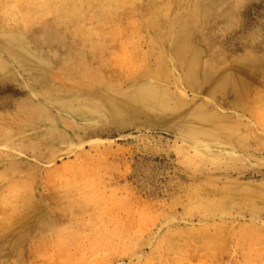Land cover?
Returning a JSON list of instances; mask_svg holds the SVG:
<instances>
[{"label": "rangeland", "instance_id": "rangeland-1", "mask_svg": "<svg viewBox=\"0 0 264 264\" xmlns=\"http://www.w3.org/2000/svg\"><path fill=\"white\" fill-rule=\"evenodd\" d=\"M78 1L0 0V24L38 41L58 35L44 47L62 60L51 84L75 103L149 84L180 116L137 112L119 97L113 119L60 148L24 110L39 104L24 77L0 80V264H264V210L247 207L264 205V0ZM76 4L81 18L71 16ZM229 9L247 14L228 21ZM180 32L192 35V77L172 51ZM228 39V64L255 63L224 92ZM89 73L91 83L78 78ZM189 122L211 134L183 132ZM195 141L211 151L197 155Z\"/></svg>", "mask_w": 264, "mask_h": 264}, {"label": "bare ground", "instance_id": "bare-ground-1", "mask_svg": "<svg viewBox=\"0 0 264 264\" xmlns=\"http://www.w3.org/2000/svg\"><path fill=\"white\" fill-rule=\"evenodd\" d=\"M87 1L89 0H79L78 2L83 4L84 2H87ZM112 5H114V3H112ZM197 5H198V0L195 1V7H197ZM230 9L226 11L227 14L225 15V18L228 21L230 19L236 20L240 16L241 18L244 19V17L246 16L245 15L246 12L240 13L239 15L238 13L239 8L237 9V13L236 11H230ZM82 14H83V7L80 6L79 4H76V7H74L71 10V16L73 18H77V17L81 18ZM163 17H165V12L163 14ZM243 21L244 20H242L240 25L244 23ZM159 22H158V29L160 28L162 29V31L165 30L166 22L164 20H160ZM191 33L194 34L193 31ZM189 34L186 35L180 32L179 34L180 38L176 40V50L174 49L172 51L176 55H178V59L181 60L180 68L186 72L187 76L192 77L194 64H192L188 58L189 54H191L189 52L192 49L191 48L192 47L191 46L192 35H189ZM262 36H263V40L261 44H263L264 46V35ZM57 38H58V35L54 33H49L43 39L38 41L37 39H31L30 34L27 32L16 33L13 31L11 27L9 29L3 28V26L0 24V80H2V82H5V80L8 79L7 77L10 74H15L16 76L21 75L22 77H24V81H25L24 83L26 85L24 84L23 85L26 87V89L29 91L32 97H35L34 99L38 98L39 100V104L35 105V103L33 102L34 104L31 103V105H28L27 107H25L24 110H26V112L28 113L30 112V115L33 116L32 120L30 121L34 125H40V126L48 128L47 137L51 138V140L58 147L60 148H63V147L70 148V146L74 147L73 144H74V139L76 137L74 136L73 132L78 131L79 128L82 129L86 127V124L97 123L101 119H104V120L113 119L114 116H116L115 115L116 109L120 106L119 104L120 100L118 99L119 97L121 98V101H126L127 103L133 104V108L137 112H145V114H148L151 116L157 115L159 113H162L164 115L169 114L168 115L169 117L180 116L181 110L180 109L177 110L172 105L167 104L162 93L158 92V90L155 89L156 87L154 88L151 86H147L149 84L144 85L142 87H133L130 90V95L128 97L124 94L121 95V93L119 92L112 93L109 90H105L101 94H96L95 96L87 97L83 101L79 100L77 103H75L76 97L72 98L75 96L73 95L74 94L73 92L67 93L68 96H64V93H61L63 91H61L59 87L58 88L61 92L59 90H56L55 87L51 84L52 75L62 65V60L55 61V58L53 57L55 56V53H52V56L51 55L45 56L44 47H46L47 44L48 45L51 44L52 46H55L57 44V41H56ZM234 42L236 43V41ZM233 43H230V39L225 40V42L222 43L223 47H225L223 51V60H224V64L227 66L226 69L222 73V89H224V92L229 90V86L233 83V79H235L234 77L235 74L240 73V71L248 69L250 64L253 65L255 63L253 62L254 57H252L251 55H246V57H243L240 61H237L236 59V60L231 61L228 64V58H227L226 52H229L230 51L229 49H232L231 46L234 45ZM243 44L246 45V43H243ZM253 46L254 45H252L251 47ZM68 54L74 55L76 57V61L72 62V63H76L78 60V56L72 50H69ZM71 72L75 74V69H71ZM245 73L247 74L246 71ZM93 77L94 75L92 73H89L85 77H83L82 75H78L79 79H84L85 82H90V83L92 82ZM209 80L208 81L203 80V85L201 88L204 87L205 89H208L207 87L209 85ZM115 96L116 98H114ZM6 100L7 99H5L4 101ZM91 104H97L98 110L93 109L90 106ZM192 112H194L197 115V111L193 110ZM187 114H189L190 116L189 111H187ZM54 116H56V119L54 118ZM63 127L65 129H63ZM181 129L183 132L191 134V135L196 133V136L202 137V139L209 137V135L211 134V130H212L211 126L207 122L204 124H197L195 122H191V123L189 122V123L183 124ZM62 130H64L63 133H62ZM233 132H234L233 129H224L222 130V134L221 133H218V134L224 137ZM6 140H8V142H11L16 139L14 138V136L13 137L11 136L10 139H6ZM195 140H197V138ZM187 141L189 140L187 139ZM199 143L198 142L194 143L195 145L192 144L194 145L196 149V154L197 153L204 154V153H208L211 151V150H207L202 144H199ZM210 143L212 145L214 144L217 145L216 144L217 142L216 143L210 142ZM79 145H82V144H79ZM74 148L76 149L78 147L76 146ZM225 154L227 155L228 153H225ZM230 154H232V152ZM2 164L3 163L0 162V168L4 166L5 163L3 165ZM7 167L15 169L14 164H9V166ZM5 171L6 170H1V172H5ZM200 196H201L200 193L197 194V198H200ZM227 200H228V204L230 205L242 204L239 200L238 201L235 199L234 200L227 199ZM201 201L211 205L212 207H217L221 205L222 203V202L215 201L214 199L210 197H206L202 199ZM247 207H251V209H253L255 212L264 210V205L259 204V203L249 205Z\"/></svg>", "mask_w": 264, "mask_h": 264}]
</instances>
